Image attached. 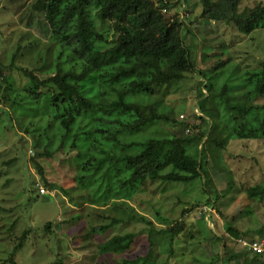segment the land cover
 <instances>
[{"label": "trees", "instance_id": "1", "mask_svg": "<svg viewBox=\"0 0 264 264\" xmlns=\"http://www.w3.org/2000/svg\"><path fill=\"white\" fill-rule=\"evenodd\" d=\"M201 4V18L207 23H228L247 36L264 30V5L240 11V0H201ZM31 8L44 13L51 41L58 50L51 53L49 49L34 70L22 69L27 79L22 87L14 86L0 63V106L10 111L2 113L11 121L12 114L16 115L19 128L30 136L36 149L44 146L42 156L54 154L50 131H63L57 150L77 152L75 180L79 189L90 192L91 201L113 205L116 211L129 204L148 181L190 183L201 179L207 193L213 183L206 167L210 152L226 149L229 142L222 131L229 130L228 135L234 138L264 142V105L255 104L264 100V58L257 69L246 73V85L241 83L247 88L243 96L234 101L226 98L227 87L221 92L230 113L227 118L230 123L239 122V126L234 123L229 129L219 128L220 106L210 101L213 86L205 79L198 87L200 112L195 118L200 124L186 120L182 133L130 139L143 135L144 129L155 122L177 123L160 95L194 71L184 40V32L189 30L179 17H166V0H34ZM20 51L19 46L13 60ZM203 125L206 129L202 130ZM35 165L48 191L52 185L42 167ZM247 195L263 203L264 184L248 189ZM215 201L208 198L203 206L212 209ZM122 221L113 219L91 231L103 236ZM52 226L48 223L46 228L50 231ZM228 231L235 240L243 235L229 226ZM160 232L171 256L183 232L182 224ZM263 233L262 229L259 236ZM27 234L24 232L15 252L21 249ZM135 239L133 233L117 235L100 245L99 252L126 254ZM149 241L154 245L152 236ZM153 255L151 250L145 258L124 259L119 264H154ZM241 257L228 253L223 259L216 256L214 263L239 264ZM10 263L16 264L13 258ZM244 264H264V257H245Z\"/></svg>", "mask_w": 264, "mask_h": 264}, {"label": "rangeland", "instance_id": "2", "mask_svg": "<svg viewBox=\"0 0 264 264\" xmlns=\"http://www.w3.org/2000/svg\"><path fill=\"white\" fill-rule=\"evenodd\" d=\"M33 2L0 0V63L17 87L27 82L22 69L34 70L49 49L51 53L58 50L51 41L44 13L33 11ZM166 2L169 4L166 17H179L189 30L184 32V40L194 71L160 95L177 123L155 122L144 129L143 135L130 139L182 133V122L186 120L200 124L195 118L200 112L198 87L205 79L213 86L210 101L220 106L219 128L229 129L234 123L239 126V122L231 124L227 118L230 113L221 92L227 87L226 98L229 96L234 101L244 95L246 73L257 69L264 58V30L247 36L228 23H207L201 18V0H187L186 4L182 0ZM258 5H264V0H240V11ZM19 46L21 51L13 60ZM255 104L262 106L264 100H257ZM2 111L10 113L5 106H0V264H11L12 258L16 264H119L124 259L145 258L151 250L154 264H222V261L214 263L216 256L223 259L228 253L243 255L239 264H244L245 257L251 260L255 257L237 245L228 226L238 229L243 234L241 237L248 240L264 230V202L250 200L247 195L248 189L264 184L262 140L234 138L228 135L229 130L222 131L229 142L226 149L210 152L206 167L213 187L209 185V192H205L201 179L190 183L148 181L129 204L114 211L113 205L91 201L94 199L90 192L79 189L75 180L77 152L57 150L63 131H50V150L54 154L42 156L44 146L42 150L36 149L30 136L19 128L16 115L12 112L14 120L11 121ZM201 129H206V125ZM12 160L11 166L5 165ZM35 162L52 185L44 197L37 187L38 183L42 186L44 183ZM208 198L216 201L204 213L203 205ZM200 202L202 205L196 206ZM113 219L123 221L106 235H94L91 231L92 227L108 224ZM148 222L153 225L149 226ZM178 222L183 232L170 256V248L160 239V230ZM48 223L53 225L50 231L46 228ZM26 231L21 249L15 252ZM126 233L136 235L129 252L123 255L99 252L100 245ZM149 236L154 245L150 244Z\"/></svg>", "mask_w": 264, "mask_h": 264}, {"label": "built area", "instance_id": "3", "mask_svg": "<svg viewBox=\"0 0 264 264\" xmlns=\"http://www.w3.org/2000/svg\"><path fill=\"white\" fill-rule=\"evenodd\" d=\"M40 194H46V190L44 188H40ZM204 213L208 212V208H204ZM236 243L241 248L247 250L254 256H264V235L258 236L255 239H244L239 238L236 240Z\"/></svg>", "mask_w": 264, "mask_h": 264}, {"label": "clouds", "instance_id": "4", "mask_svg": "<svg viewBox=\"0 0 264 264\" xmlns=\"http://www.w3.org/2000/svg\"><path fill=\"white\" fill-rule=\"evenodd\" d=\"M37 187L39 188V194H40V188H43V186L42 185H40L39 183L37 184ZM46 194H47V191H46ZM46 194H44V195H46ZM41 195V194H40ZM44 195H41V196H44ZM263 235H264V233H263ZM261 236V235H260ZM242 238V237H241ZM245 239V238H244ZM255 239V238H254ZM237 240V239H236ZM264 257V256H263Z\"/></svg>", "mask_w": 264, "mask_h": 264}]
</instances>
